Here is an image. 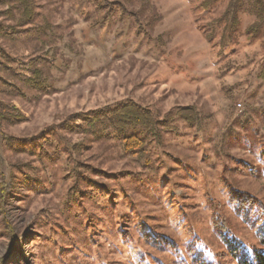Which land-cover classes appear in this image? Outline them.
I'll return each mask as SVG.
<instances>
[{"label":"rangeland","instance_id":"1","mask_svg":"<svg viewBox=\"0 0 264 264\" xmlns=\"http://www.w3.org/2000/svg\"><path fill=\"white\" fill-rule=\"evenodd\" d=\"M34 1V23L0 41V264H237L227 240L259 241L232 197L264 211L252 1L231 31L237 0ZM129 102L155 121L126 131L135 151L111 128H64Z\"/></svg>","mask_w":264,"mask_h":264},{"label":"trees","instance_id":"2","mask_svg":"<svg viewBox=\"0 0 264 264\" xmlns=\"http://www.w3.org/2000/svg\"><path fill=\"white\" fill-rule=\"evenodd\" d=\"M243 1L237 0L235 5L228 7L223 13L220 22L223 25L224 31H231L237 26V10L241 8ZM248 1H252L253 3V13L255 15V21L253 23L255 28L253 31H256L264 19V12H262L263 0ZM36 7L34 0H0V17L2 18L0 20V41L9 33H17L20 28L32 25L37 17ZM0 52L3 54L2 57L8 56V52L2 46H0ZM259 77L264 80V62L260 68ZM0 116L2 119H10L13 117V112L9 111L6 107H2ZM65 121L64 128L72 132L90 131L92 134H97L109 128L116 130L123 134L122 144L124 149L129 151H135L140 148L143 145V140L136 134L131 133L126 135L127 130L137 126L144 130H150L155 127V121L150 112L140 108L133 102L120 103L104 110L75 114L69 116ZM232 204L238 213L244 214V218H249V220L253 218L252 220L256 228L259 243L257 246L252 245L247 248L241 244L239 245L235 241H231V238V240H227L231 256L236 259L237 264H264L263 209H260L257 203L249 196L235 195L232 197ZM213 221L214 228L217 229L218 233L224 235L226 237L225 239L231 237L228 230H226L224 220L216 216L213 218ZM200 264L205 263L200 262ZM212 264L215 263L213 262Z\"/></svg>","mask_w":264,"mask_h":264}]
</instances>
